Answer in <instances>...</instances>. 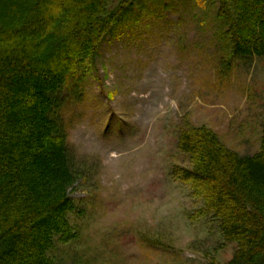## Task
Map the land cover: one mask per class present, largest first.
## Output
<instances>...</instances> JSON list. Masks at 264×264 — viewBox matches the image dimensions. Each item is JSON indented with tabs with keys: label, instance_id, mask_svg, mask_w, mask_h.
<instances>
[{
	"label": "rangeland",
	"instance_id": "rangeland-1",
	"mask_svg": "<svg viewBox=\"0 0 264 264\" xmlns=\"http://www.w3.org/2000/svg\"><path fill=\"white\" fill-rule=\"evenodd\" d=\"M216 10L210 0H134L93 70L59 97L55 113L81 175L69 191L76 237L53 239L55 264L231 260L236 244L171 175L191 167L176 148L185 119L240 156L260 149L264 59L231 54Z\"/></svg>",
	"mask_w": 264,
	"mask_h": 264
},
{
	"label": "trees",
	"instance_id": "trees-1",
	"mask_svg": "<svg viewBox=\"0 0 264 264\" xmlns=\"http://www.w3.org/2000/svg\"><path fill=\"white\" fill-rule=\"evenodd\" d=\"M133 1L110 9L109 0H0V264H55L53 239H75L69 191L81 174L55 111L70 84L96 66ZM210 1L231 54L264 59V0ZM176 148L191 167L173 168V179L202 201L198 215L218 219L224 240L236 244L227 264H264V125L252 156L187 119Z\"/></svg>",
	"mask_w": 264,
	"mask_h": 264
}]
</instances>
